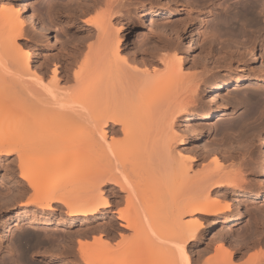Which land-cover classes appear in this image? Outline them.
<instances>
[{
  "label": "bare ground",
  "instance_id": "bare-ground-1",
  "mask_svg": "<svg viewBox=\"0 0 264 264\" xmlns=\"http://www.w3.org/2000/svg\"><path fill=\"white\" fill-rule=\"evenodd\" d=\"M78 1H83L85 6L80 9L81 14L85 16V11L92 9L96 14L92 19H84L85 39L91 37L94 31L97 37L92 43L74 44L65 54L55 53L58 62L54 64L50 76L43 67L32 65L29 46L18 41L20 38L33 40L37 34L51 35L46 23L37 17L35 8L34 11L31 9L39 0H21L19 8L14 7L11 0H6L0 6V127L4 132L0 128V155H15L17 159L18 176L23 183L11 178L9 184H21L26 193L25 207L19 213L27 211L26 206H33L26 224L39 222L35 212L42 211L46 216L41 222L47 225L54 204H61L69 217L83 216L81 220L84 222L111 212L108 224L118 220L119 226L130 230L131 241L121 258L107 264H196L197 261L191 258L190 247L201 237L203 219L221 216L223 220L228 218L233 221L241 218L240 211L226 215L231 204L224 194L210 197L213 185L246 197L248 201H253L252 197L264 201V175L261 182H248L244 175L247 170L253 174L263 170L264 136L260 142L262 160L250 155L248 159L246 157V163L242 161L245 163L243 168L233 163L237 167L235 169L233 165H224L227 157L223 161L224 157L220 159L215 154L204 163L200 170L202 173L196 174L190 170L196 157L173 148L175 142L185 140L182 132L179 133L176 119L186 113L185 127L190 126V120L197 119L193 104L198 100L200 84L210 82L217 89L230 85L238 90L244 80L250 79L252 72L246 68L240 69L231 83L225 78H216L213 68L223 63L216 59L210 61L216 48L223 50L225 45L224 50L231 56L243 57L249 53L252 60L254 53L260 49L259 56L264 61V18L260 15V21L258 17V13L264 11L259 8L264 7V0H239L238 5L231 8L235 9L231 18L230 14H226L229 10L222 13L223 16L220 14L222 17L217 16L219 22L228 25L235 38L246 35L244 42H237L232 34L233 37L225 35L228 39L223 42L219 39L218 42L219 36L216 33L215 37L214 30L203 31L208 37L207 61L212 62L213 67L207 68L205 63L206 66H203L207 69L200 75L199 72L184 70L182 55L177 53L171 39L161 30L152 39L161 41L163 45L159 49L150 47L144 50L142 56L146 58L137 60L131 56L127 60L126 55L120 53L124 38L118 33L120 27H116L111 18L118 20L122 17L121 13H127L133 0ZM192 4L194 1L189 6L195 9L196 5ZM66 5L71 7V4ZM213 5L200 8L197 5L196 8L202 11L200 23L212 11ZM150 13L151 16H158L166 14V11L154 9ZM240 21L244 26L247 21L256 27L250 30L251 27L247 26L248 31L238 24ZM34 26L38 32H35ZM79 33L83 34V31ZM150 39L146 37L142 43ZM229 47L234 49L230 51ZM38 52L39 56L46 55L45 51ZM254 79V84L260 86L261 83L257 82L264 80V67ZM245 96L248 103L245 104V113L226 126L240 125L238 127L242 130L244 119L258 110L262 111L259 113L264 118V109H261L264 107V92L248 91ZM211 114L212 110L208 108L201 118L206 120ZM7 132L11 134L7 135ZM229 155L233 157L231 153ZM230 166L235 171L227 170ZM79 168L81 171L76 177H64L67 171ZM3 197L0 194V199ZM114 206H117L116 209H112ZM68 220L59 217L56 225H63ZM13 222V226H21L20 214ZM262 232L264 214L249 209V224L237 238L240 242L238 251L244 248L245 252L253 246L264 248V237H260ZM118 234L124 237L121 232ZM86 235V231L81 232V236ZM84 242L79 238L77 248L85 264H104L102 254L99 261L90 258L89 254L95 255L94 250L85 249ZM222 247L215 248L216 258L212 256V260L208 261V258L202 263L234 264L232 257L237 251ZM4 248L9 249L8 244L0 243V252ZM103 249L98 248V253H103ZM17 255V264H39L33 261L27 263L22 250ZM252 255L254 258H247L239 264H264V255ZM11 263L5 259L0 262Z\"/></svg>",
  "mask_w": 264,
  "mask_h": 264
},
{
  "label": "rangeland",
  "instance_id": "rangeland-1",
  "mask_svg": "<svg viewBox=\"0 0 264 264\" xmlns=\"http://www.w3.org/2000/svg\"><path fill=\"white\" fill-rule=\"evenodd\" d=\"M5 1L6 0H0V6L1 4H5ZM85 1L89 3L88 0ZM193 1L196 7L199 6V8L204 7L208 4H215L213 5L214 8L212 9V11L204 16V21L202 23H200L199 19L202 11L199 10V8L195 7V9H193L189 6ZM238 1L239 0H133V4L129 6L130 9L127 13H121L120 16L122 17H120L118 20H115L113 17L111 18V22L115 26L117 25L116 27H120L118 28V33H120L124 38V41H122V44L120 45V53L124 56L126 55L125 57L127 60H130L129 58H131V56L136 57L137 60L141 59L142 57L146 58L145 56H142L144 50L149 49L150 47L159 49V47L163 45L161 41L152 39L161 30L165 33V35H167V38L171 39V45H173L172 47L174 49L176 48L175 50L177 51V53L182 55L184 70H188L187 72L189 73L199 72L198 74L200 75L203 71H205L206 67L204 68V66L207 65V68L210 69L211 67H213V63H209L207 61V58H209V46L207 43L208 37L205 33L207 30H214L213 32H215V37L219 36L217 38L218 42L219 39L220 42H223L227 36H234L233 39L236 40L237 38V42H244L243 40L246 39V35L245 37L239 35V37L236 36L235 38L234 33L231 30H228V25L217 20L219 18L217 16L228 10L229 12H227L226 14H230L229 18H231V15L235 10L232 9L234 6L238 5ZM11 2L14 7L17 6L19 8V3H21V0H11ZM65 3L71 4V7L67 6ZM35 4L36 5H34V7H31V9L33 10L35 8L34 10L36 11L35 13L37 17L40 18L39 20L43 21L44 24L46 23L45 25L46 27L48 26L51 35L45 37L43 35L39 36L36 33L37 35L33 40L20 38L18 39V41L23 45L26 44L29 46L28 48L31 52L30 59L32 65L43 67V70H45L50 76L54 64L58 62L56 61L58 59L54 56L55 53L65 54V51L66 53L69 52L70 48L74 44L86 42L88 43L90 41V43H92L96 39L97 33L95 35V31L91 35V37L86 38L87 40L84 36V31L86 29L84 26V19H92L96 14L94 9L88 10L89 14L87 13L88 11H85V16L84 14H81L80 9L85 6L83 1L78 0H39V2ZM199 4H201L202 6H200ZM70 8L71 10H75L69 11L68 9ZM226 8L228 9L226 10ZM259 8H261V11H263L264 9V7ZM76 9H78L79 11ZM154 9H158V11L160 12L166 11V14L151 16L150 11ZM75 11L78 13H76ZM72 12H75V14ZM99 12L96 13L99 14ZM259 13L258 17L261 21V17L264 18V11L263 13ZM77 14H79V16ZM224 14H222V16ZM222 16L220 15V17ZM262 21L264 22V19H262ZM230 23L231 21H229V24ZM245 23L247 24L245 26L243 21H240L238 24L243 25V27H245L248 31L250 27V30H254V27H256L255 25H250V23H248L247 21ZM210 27L213 28L211 29ZM215 27L219 28L214 29ZM33 29H36L35 26L33 27ZM79 31H83V34L79 33ZM203 31L205 32L203 33ZM35 32H38V30L36 29ZM220 34H222V36ZM56 36L58 37V40H55ZM146 37H151V39L145 40L144 43L146 41L147 43L144 44L142 43V40H144V38ZM226 42L227 40L224 43ZM232 45H235V43H232ZM223 46L225 48L227 47L225 45ZM139 47L141 48V50ZM224 47L223 50H218L216 48L214 52L212 51L213 58H211L210 61H214V59H216L217 61H223L222 66H219L218 64V67L216 66L217 68H213V71L216 74V78H225L226 81L228 80L231 83L233 82L232 77H235L240 69L246 68L251 70L252 73L250 79L244 80L243 85L239 87L238 90L233 89L232 86L231 88L230 85L228 87L223 85L224 87L217 89L215 87V84H211L210 82L205 85L200 84V87L198 89V100H196V102L193 104V113L197 115V119L190 120V126L187 125L186 127V113H183L176 119V122L178 123L179 133L182 132L181 135L184 136L185 140L182 143L179 141L175 142L173 148L175 149V151H179L185 155L196 157V160L193 161L192 167L190 169L191 173L201 174L202 171L200 172V170L203 165L205 166L204 163H206L208 160L210 161V158H212L215 154L220 159L224 157L221 159L223 161H225L224 159L227 157V162H224L225 166L227 164L233 165L234 163L235 165H237V167L238 165H241L242 168L244 167L243 164L246 163L245 160L247 156L249 157L250 155H253L259 160L263 159V147L260 146L262 135L264 136V118L262 114L260 115L262 111L258 110L253 115L247 116V120L244 119L245 123L241 125L242 130L238 127L240 125L236 127L226 126L227 124L234 121L237 117H240L245 113V110L247 109V105L245 104H248L246 103L247 100L245 98V93H247L248 91H254L256 93L264 92V80L257 82L261 83L260 86H257L258 84H254L256 80L254 79V77H256V75L259 74V71L264 67V61L262 62V59L259 56L260 49L254 53L255 57L252 60L249 53L245 54V56L243 57L234 55V58L233 56H231L230 52L224 50ZM137 48H139L140 51L137 50ZM229 48L230 51L232 50V48L234 49V47ZM133 49L135 51L134 54ZM84 50L85 48L83 49V51ZM130 50L132 51V53H130ZM240 50L243 49L240 48ZM41 51H45L46 55L39 56V54H36V52L40 53ZM224 51L227 52L224 53ZM221 55H224L223 57L225 59H223ZM45 56L48 57L46 58ZM205 63L206 65H204ZM225 63H227V65ZM223 64L226 66H224ZM208 108H211L212 110L210 118L206 120L202 119L201 115L206 113ZM261 109L263 110L264 107ZM0 128L2 130V127ZM4 131H6V128ZM223 131H226L227 133ZM8 134L10 135L11 133L7 132V135ZM240 134H242V136ZM225 135L226 137H224ZM230 153L231 155H233V157L229 155ZM242 161L245 163H243ZM231 162L232 164H230ZM235 165L233 166L236 169L237 167ZM241 166L239 168H241ZM210 167L212 168V166ZM210 167L209 169H211ZM232 167L230 166L229 168H227V170H232ZM80 171V168L67 171L64 174V177L74 178ZM233 171L235 170L233 169ZM245 172L246 173H244V175L247 176L245 177V179L248 178L246 181L249 182L254 180L261 182V179L264 175V168L262 171L256 172L255 174H253L251 170H247ZM18 174L19 171L17 168L16 156L3 154L0 155V194L5 196L3 197V199H0V243H2L3 245L8 244L10 249H2V251L0 252V262L1 259H5L9 262H12L11 264H17L18 260L17 262L15 261L16 259H18L17 254L20 250H22L26 254L27 260H25L27 261V263L33 261L39 264H85V259L77 248V242L79 238L85 241V249L89 251L94 250V253H92L95 255L89 254L90 258L97 261L102 257L104 264L121 258V256H123L127 251V246L131 241L130 230L119 226L118 220H116L114 224H108L110 215L112 214L111 212H108L100 218L94 217L84 222L81 220L83 216L79 215L69 217L65 212V208L61 206V204H54V209H52L48 215L50 218V222L47 225H43V223L41 222L42 219L46 216V214L42 211H37L38 213L35 212L36 217L39 219V222H34L31 225L26 224L27 216L31 214L33 206H26L27 211L19 213V210L25 207L24 203L27 200L26 193L23 192L21 184H9L11 182V178H15L23 183V180L19 178ZM64 177L61 176V178ZM111 186L112 184L109 185V187ZM211 190L212 192L210 194V197H216V194L218 193L224 194L226 200L231 204L230 210L226 212L227 216L234 215L240 211L241 218L239 220L233 221H230L228 218H224L223 220V217L221 218V216L210 217L207 220L203 219L204 224L201 227V237L196 244L190 247L192 260L194 259V261H197V263L195 262L196 264H203L202 260L203 262L204 260L205 262H207L206 259L208 258V261H210V258L212 260V256H214L216 253L215 248H218L220 245L221 247L224 246L225 250L230 249L233 252L237 251V253H234L232 257V263L234 264H239L243 261H246L248 260L247 258H254V255L252 254L257 253L260 256L261 253L264 252L262 251V249L264 250V248H261L262 246H253L254 248H250L249 250L247 248V251L245 250V252L244 248H241L242 250L240 249L239 252L238 250L240 245L238 243L240 242L237 241V238H239V236L243 234L245 228L249 224V209L259 210L262 214H264V201H260L257 198L253 197V201H248L246 200V197L239 196L235 193L232 194L230 190H225L224 188L222 189V187L219 185H213L211 187ZM114 200H116V198H114ZM116 207L114 206L112 209H116ZM19 214L21 218V226H13V221ZM62 216L69 220L63 225H56L57 219ZM9 227H11V230H7L9 229ZM22 230L26 234L23 232L22 234ZM83 231L87 232L86 237L81 236V232ZM29 232L31 233L30 236ZM120 232L123 234V238L119 236L118 233ZM21 235L25 237L23 238ZM260 237H264V232L260 234ZM16 244H19V246H16ZM104 244H106V246H103ZM20 245L22 247H20ZM103 247L104 249L102 250V252L104 254L100 253V251L98 253V248H100L101 250V248ZM224 247L222 248L224 249ZM110 251L112 253H110ZM101 254L103 256H101ZM263 255L264 253L261 256Z\"/></svg>",
  "mask_w": 264,
  "mask_h": 264
}]
</instances>
